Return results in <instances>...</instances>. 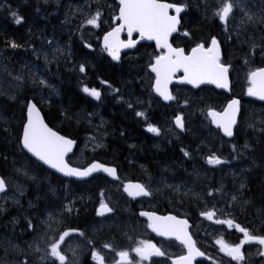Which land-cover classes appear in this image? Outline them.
<instances>
[{
  "label": "trees",
  "instance_id": "obj_1",
  "mask_svg": "<svg viewBox=\"0 0 264 264\" xmlns=\"http://www.w3.org/2000/svg\"><path fill=\"white\" fill-rule=\"evenodd\" d=\"M166 1L185 5L180 32L171 40L174 46L188 49L191 44L201 40L202 33H211L210 36L219 40L222 62L230 67V96L207 87L193 91L174 86L172 101L163 104L151 90L152 76L147 70L157 55L152 45H138L115 61L104 52L97 38L105 30L96 34V40L91 37L85 43L74 31L58 33L52 28L49 23L52 20L49 12L51 6L47 8L42 0H0V3H4L0 8V57L9 64L19 66L26 64L27 60H33L31 50L40 44L50 30V35L65 45L62 58L43 64L48 72L47 79H53L55 84V92L51 97L34 94L29 81L23 82L9 94L0 83V176H8L14 163L22 164L30 160L38 166L36 171L46 172L58 187L61 202L64 205L69 202L68 207L73 211L76 203L84 199L85 217L91 220L94 206L105 201L116 210L111 217L117 220L122 218V208L115 202L128 201V197L118 193L117 197L111 199L102 192L116 182L99 175H93L83 182L57 176L33 161L21 149L20 135L25 107L32 100L51 128L76 142L74 153L68 159L70 164L75 165L73 159L81 153L85 164L98 161L114 166L119 179L127 175L129 180L141 183L150 192L148 198L139 199L138 203L143 209L186 217L196 228L198 221L204 220L199 218L201 212L209 207L214 210L232 195H239L247 199V204L227 217L252 235L263 236L264 103L247 99L245 85H240L241 74L247 67L244 57H248L256 69L264 67L261 43L257 39L258 29L242 26L235 34L232 47H226L220 41L221 25H214L213 22L208 26L202 20L200 29L193 24V0ZM201 9V14L206 15ZM17 17L20 23L16 22ZM182 32L189 34L190 41L183 40ZM13 43L17 47L13 48ZM253 44L256 48L251 54L249 47ZM81 66L84 71L80 70ZM140 73L145 83L137 81ZM82 87L100 90L99 99L90 97ZM111 89L118 92L114 94ZM182 95L198 101L202 108L216 110L222 109L230 97H237L241 106L233 138L223 139L210 125L202 127V133L198 124L192 130H186V120L183 132H176L169 125L168 129L158 130V133L150 132L149 125L158 129L162 122H168L170 116L178 114ZM137 113L143 115L138 116ZM197 119L200 121L199 116ZM87 135L93 136L97 144L91 149L81 150ZM229 142H234L238 148L235 159H232L233 155L217 149L221 143ZM213 153H218L226 163L209 164L208 158ZM245 163L247 168L241 169ZM132 209L136 210V206ZM230 234H226V237L235 241L237 237L233 235L236 232L233 230ZM198 243L202 246V240H198ZM179 252L180 249L175 248L173 255ZM258 261V264H264L259 258ZM165 264H169L167 258Z\"/></svg>",
  "mask_w": 264,
  "mask_h": 264
},
{
  "label": "rangeland",
  "instance_id": "obj_2",
  "mask_svg": "<svg viewBox=\"0 0 264 264\" xmlns=\"http://www.w3.org/2000/svg\"><path fill=\"white\" fill-rule=\"evenodd\" d=\"M42 3L44 6H47V8L51 6L49 12L52 15V20L50 19L49 23L53 29L58 33L74 31L80 36L82 41H85V43H87L91 37L96 40V34H100L99 32L101 30H105L99 37H97L100 41L101 36L113 26L112 19L113 16L116 15L118 8L115 0L113 3L110 0H42ZM222 3L218 9L222 6ZM3 5L4 3H0V8ZM97 11L100 13L97 26L87 25L85 21ZM245 12L252 16L251 20H248ZM242 26H251L258 29L257 39L261 43V53L262 58H264V0H239L238 6L234 7L232 14L228 17L227 21L220 26L222 30V32H220V41L223 45L226 47H232L236 38L235 34L239 32V29ZM50 34H52L51 30L42 38L40 44L31 50L30 54H32L34 58L31 61L27 60V63L24 65L13 66L14 64L11 65L6 59L0 57V83L5 86L7 94L13 89L19 88L25 81L32 83L34 94H38L40 97L45 96L46 98H49L54 94L55 84L53 83V79H47L48 72L45 71L43 64L50 60L62 58L65 53V45ZM101 48L108 54L106 49L103 47ZM249 48L251 54H253L256 45L253 44ZM244 61L247 64V67L243 69L241 74L240 85L242 87L245 85L246 91L252 86V81L249 77L250 73L256 69V66L249 61L248 57H244ZM137 81L141 83L146 82L142 73L139 74ZM84 88L85 87H82L83 90ZM108 90H110V88H108ZM97 91L101 92L100 90ZM111 91L114 94L118 92L114 89H111ZM89 96L93 97L91 95ZM201 106V103L198 101L188 99L184 95L181 96L178 105L180 110H178V113L182 114L184 120H186V130H192V127H194L195 124H198V129L200 130V133H202V127L210 125L206 115L207 109L204 107L202 108ZM181 109L183 111H181ZM173 116L169 117L168 122H162L158 130L164 128L168 129L167 125L174 128L171 123ZM197 116L200 117V121H198ZM96 144L97 141L95 138L87 135L84 139L81 150L86 148L91 149ZM217 149L233 155L232 159L237 158L239 152L234 142L226 144L221 143L220 148L218 147ZM212 156L218 158L221 161V164L226 163L218 153H213L210 157ZM238 162L239 161H235L234 163ZM73 164L79 167L85 165V160L82 158L81 153L73 159ZM246 165L247 164L245 163L240 168L245 169L247 168ZM36 168H38V166L30 160H26L22 164L16 162L8 176H1L5 180L7 191L0 195V264H24L25 261L27 264H60L58 259L51 257L49 245L54 243L55 239H57L58 233L65 229L64 227L67 222L65 216L66 213L69 212V207L65 209L64 204H62L63 202H61V198L58 195V187L52 183L51 178L46 172L36 171ZM123 177L128 179L127 175ZM244 179L245 178H242V180ZM19 184L23 185L20 187ZM119 184L120 182H116V184L109 185L103 190L102 192L105 194V197L112 199L113 197H117L118 193H123L122 187ZM233 197H236V199L233 200ZM80 200L86 202L84 199ZM14 201L21 203L19 206L9 204V202L12 203ZM79 202L80 201L76 203L77 206L74 212L77 211ZM101 203L106 202L101 201L92 209L93 218H96L95 211L97 206ZM244 204H247V199L240 198L239 195H232L227 201H225V203H220L214 211L219 214L223 208L222 213L227 216L232 212L240 211ZM212 205H214V203H212ZM206 212H212V207L207 208L205 212H201L199 218L202 213ZM218 218V216L216 218L215 215H213L212 219H208L207 216L204 215V220L198 221L197 227L195 228L196 231L198 233L201 231L204 233L205 238H208L213 234V226L216 235V229L213 224L219 221ZM110 219L113 220L114 218L110 217ZM103 220L98 219L95 221V219H93L94 222L92 221L87 225L89 231H86V233H91L93 236H85L81 239L86 245V251H88L89 246L95 247V239H97L98 243L95 252L103 258V264H117L119 263L117 256L120 253L121 248L118 247L120 245L126 246L129 243H135L136 245L131 249H126L128 255L131 257L130 261L127 263L151 264L150 259H142L135 251H133V249L141 246V242H147V238L143 237L144 231H140V236L136 237L131 236L121 239L112 238V235L107 228L110 224L104 223ZM128 221L129 220H126L122 224V230L129 229ZM29 224H31V227H29ZM120 236L121 235H118L117 237ZM242 236L243 240L244 235L242 234ZM212 240L219 251L215 256L216 259L214 264L260 263L258 258L264 262V255L260 254L264 253V245L255 244L254 242L247 243L248 245L251 244V246L253 245L252 243H254V249L252 250V247L247 249L246 256L243 250H241L244 259L242 261H236L233 260L231 256L227 255L226 250L222 251V244L218 243V241H220L223 242V245L230 247L236 246L232 243V240H230L229 237L215 236ZM148 243L152 244L151 242ZM104 245H110V247L105 248ZM161 245L164 253L163 256L166 257L174 254L173 252L175 248H179L175 242L170 241L162 243ZM60 251L66 257L64 264H81L80 262L83 256V251L78 250L77 240L73 243L71 248H60ZM253 251L255 252L253 253ZM94 261L100 264L99 260L94 259Z\"/></svg>",
  "mask_w": 264,
  "mask_h": 264
},
{
  "label": "snow or ice",
  "instance_id": "obj_3",
  "mask_svg": "<svg viewBox=\"0 0 264 264\" xmlns=\"http://www.w3.org/2000/svg\"><path fill=\"white\" fill-rule=\"evenodd\" d=\"M120 2V16L119 20L122 21L120 28L114 29L112 32L105 36V47L109 53L113 56V59H118L119 47H131L135 42L129 41L127 44L120 43L118 46H114L110 37H117L119 31L123 27H127L129 35L133 31H139L141 36H147L148 39H155L157 45H163L167 47L169 52L167 55L156 57V63L152 65V71L157 75L156 91L163 96L165 100L173 99V97L167 92V80L172 72L176 68L182 67L185 73V79L192 84H198L203 82L202 77L210 78L212 83H215L217 87L226 88L228 86L227 72L228 68L219 63V48L215 38L212 39L211 47L205 50L203 45H197L192 49L190 56H185L183 50L173 49L171 45L167 43L168 35L176 31L177 24L179 23L177 16H170L168 9L175 7L176 12L182 11L181 6H174L166 3H160L158 0H119ZM239 0H223L222 6L217 10L216 15L222 22H226L228 17L232 14L234 7L238 6ZM248 20L252 19V16L245 12ZM15 17L16 14L13 13ZM100 13L97 11L94 15L88 18L85 23L87 25L97 26ZM16 22L20 23V18H16ZM12 47H17L16 44H12ZM175 57V58H173ZM81 71H84V67L81 66ZM250 80L253 87L248 89V94L251 96H259L260 99H264V68L258 69L255 72L250 73ZM43 83V81H42ZM258 85V87H256ZM84 91L89 95L99 99L100 93L96 89L84 88ZM237 100L229 102L223 113H217L214 110H209L208 115L212 117V122L217 124L222 129L225 135L231 137L233 135V125L236 123V111L238 106ZM131 107V105H129ZM138 116H142L143 113H137ZM176 125L183 128L182 119L178 116L176 118ZM148 130L153 133H158V129L149 125ZM22 144L28 152L32 153L40 161L49 165L51 168L56 169L59 172L68 176L86 177L92 172L103 170L109 175L115 176L116 170L114 168H107L101 164L93 163L88 168L78 169L69 167L65 161L64 156L67 152L71 151L73 141L63 136L58 135L48 128L39 117V113L35 108V105L29 103L28 105V121L24 125ZM186 156L187 152L184 153ZM209 164H219L221 161L212 156L208 158ZM6 183L3 178H0V193L5 192ZM125 191L131 196L148 195L145 187L140 184L126 185ZM211 195V193H209ZM236 197H233L235 200ZM112 209L106 204L101 203V208L98 214L102 215L104 212H111ZM142 215H148L152 221L149 227L154 231L159 232L161 235H176L177 239H181L183 243L189 248V255L187 257H181L174 261V264H181V262L189 261L193 254L203 255L191 242V238L184 232L185 221H177L175 217H155L154 214L141 213ZM202 215L207 216L208 219H212L214 213L206 212ZM217 223H225V221H217ZM229 226H232L233 221H226ZM31 227V224H29ZM241 233L244 235V239L239 245L230 247L222 244L221 250H226L227 255L231 256L233 260L242 261L244 256L241 252V247L245 243L257 242L260 245H264V236L252 235L247 229L236 225ZM183 234V235H181ZM70 235V231H65L57 242L49 245L50 255L60 261V264H64L66 257L60 251V245L66 237ZM105 248L110 245H104ZM142 259H148L152 255L163 256L164 253L155 248L154 245L146 242H141V246L133 249ZM264 255V253H260ZM122 259H127V252H120L118 254ZM93 258L100 261L103 264V258L98 253L93 252ZM24 264H27L25 261Z\"/></svg>",
  "mask_w": 264,
  "mask_h": 264
},
{
  "label": "flooded vegetation",
  "instance_id": "obj_4",
  "mask_svg": "<svg viewBox=\"0 0 264 264\" xmlns=\"http://www.w3.org/2000/svg\"><path fill=\"white\" fill-rule=\"evenodd\" d=\"M158 1H166V0H158ZM166 2L171 3V4H176V5H179L180 4V5L184 6V10L179 15V18H180V21H181V15L185 12V5H184V3H181V2L175 3V2H171V1H166ZM222 2H223V0H193V1H191L192 8H194V10H195V18H194L193 24H195L196 27L198 26L200 29H202V27H201L202 24H203V21L202 20H205L206 23H208L207 24L208 26H209L210 23H213V22H214V25H223L225 22H222L220 19H218V16L216 15V12L218 10V7L221 5ZM200 7H202L201 11H203L206 15H202L201 14V12L199 11V8ZM114 24H118V22L113 23L112 25H114ZM180 25H181V22H180ZM178 31L180 32V26L178 28ZM182 33H183L182 34L183 40L184 41H190L189 34L187 32H182ZM210 34H204V33H202L201 34V36H202L201 37V40L194 42V44H191V46L188 49L187 48L185 49L182 46H174L173 44L172 45L174 47H181L184 50L185 53H188L189 50L192 47L197 46V45H203V48L204 49H207L209 47V45H210L211 39L212 38H215L217 40L219 46H220L221 53H222L221 43L219 42V40L215 36H210ZM124 38L125 37H123V39ZM133 38L136 39L137 36H134ZM138 45H152L153 48H154V45L153 44H145V43H143V44H138ZM137 46H135L134 48H136ZM154 50H155V48H154ZM128 52H130V51H128ZM155 52L157 53V55L154 58H156L160 54H162V52H157L156 50H155ZM123 54H125V53H123ZM121 56H122V54L120 55V57ZM172 87H174V85L171 86V93H172ZM175 87H178V88H188V87H184V86H175ZM227 96H230V94L227 95ZM231 98H233V97H230L228 100H230ZM235 98H237V97H235ZM240 106H241V103H240ZM215 130H217V129H215ZM86 165L87 164L83 165L82 167H84ZM96 175L103 176V175H100V174H96ZM103 177L106 178V179H108L105 176H103ZM108 180H110V179H108ZM117 180H119V177H117ZM128 180L129 179H125L124 177H122V180L116 181V182H120L119 185L122 187V192L123 193H124L123 184L126 181H128ZM74 181H76V180H74ZM83 181H85V180H83ZM83 181H77V182H83ZM82 192H84V191H82ZM139 199H141V198H138L136 200L129 199L128 201H124V202H115L116 205H118L119 207L122 208L121 209V213H122L121 220H117L115 218L113 220L110 219L111 215L114 212H116V210L114 208H111L112 209L111 212H104V214H102V215L98 214V208L101 206V204H99L97 206V208H96V211H95L96 212V218H93L92 217L91 220H88L87 217H85V209H84V207L86 205V202H84V201L81 200L78 203L79 205H78V209H77L76 212L72 211L71 208L69 207V209H68L69 212L66 213V216H65L66 221H67L66 224H65L66 226L64 227L65 229L61 230V232L58 233L57 239H55V242H57L59 240V238H60V236H61L62 233H64L65 231H70L71 232L70 235L68 237H66L65 240L61 243L60 248L69 249V248H71L73 246V243L77 240L78 241V250L79 251H83V256L81 258V262L80 263L81 264H98V262H95L94 261V258H93V252H95L96 249H97L96 248L97 243H98L97 242V239H95L96 240L95 247H90L89 246L88 247V251H86V249H85L86 248V245L84 244L83 240H81V239L84 238L85 236H93V234H91V233H86V231H89L88 228H87V225L90 224L93 221V219H95V221L98 220V219H100V220L105 219V220H103L104 223L110 224V225L107 226V228L109 229V231H110V233L112 235V238L121 239V238H124V237H131V236H135L136 237V236H140V234H139L140 231H144L143 237L144 238H147V242L146 243L151 242L152 245L155 246V248L160 249L163 252V250H162L163 248L161 247L162 246L161 245L162 243L169 242V241L175 242V241H173V240H166V239H163V238H156V237H154L151 234V232H150V230L148 228L147 221L144 220V219H142V218H140L139 215H138L140 211L145 210L138 203L139 202ZM20 203L21 202H17V201H14L12 203L9 202V204L18 205V206H19ZM103 204H106L110 208V206H109V204H107V202L106 203H103ZM69 205H70L69 202L68 203H65V205H64L65 209ZM133 206H136V210H133L132 209ZM145 211H151V210H145ZM212 212L214 213V215H215L216 218H217V216L219 217L218 218L219 221H225V223H215V224H213L215 226V229H216V235H215L214 228L212 226L213 234L210 235L208 238H205L204 233H202V232L198 233L196 231L195 227H193L192 224H191V222L187 219L190 222V224H191L190 225V228H189V231H190V234H191V236H192V238H193V240L195 242L196 247L200 251H202V253L206 257H208V259H209V261H196V264H199L201 262L202 263H207V264H214L215 259H216L215 256L219 253V251L216 248V246L214 245V241L212 240L213 237H215V236H217V237H226V234L229 235V236H231L230 232L234 230L236 232V234H234L233 236L234 237H237V238H236L235 241H232V243H234L235 245H238V244H240V242L242 241V238H243V236H242L243 233H241L239 231V229L236 227L237 224L235 222H233L232 226H229L226 223V221H229L230 219L225 214H223L221 212L219 214H217L214 210H212ZM128 213L129 214H133L135 217L134 218L130 217V215ZM203 216L204 215L201 214L200 215V218L203 219ZM126 220H129L128 221L129 222L128 223L129 229H123L122 230V224ZM231 221H233V220L231 219ZM118 235H121V236L120 237H117ZM198 240H202V246H199ZM254 243L256 244L257 242H254ZM254 243H252L253 244L252 246H251V244L248 245L247 243L243 244V246L241 247V250H243L245 256L247 255V249H249L251 247H252V250L254 249L253 248ZM257 244H259V243H257ZM135 245H136L135 243H129V244L126 245L127 248H126L125 245H120L118 248L121 247L120 248V252H127L126 249L129 250V249H131ZM177 245H178V247L180 249V252L177 255H173L172 254V255H170L168 257H166V256L152 255L148 259H150L151 264H165L166 258L169 261V258L174 257V256H178V255H181V254L184 253V250H183L182 246L179 245V244H177ZM253 252H255V251H253ZM130 259H131V257L129 255H128V257H127L126 260L125 259H122V258L120 259V256L118 255L117 256V260L119 261V263H117V264L127 263V262L130 261ZM169 264H170V261H169ZM253 264H258V262L253 263Z\"/></svg>",
  "mask_w": 264,
  "mask_h": 264
},
{
  "label": "water",
  "instance_id": "obj_5",
  "mask_svg": "<svg viewBox=\"0 0 264 264\" xmlns=\"http://www.w3.org/2000/svg\"><path fill=\"white\" fill-rule=\"evenodd\" d=\"M115 2L117 3L118 8H117V13H116V15L113 17L112 21H113V23L118 22V24H114L113 27H112L110 30L106 31V32L101 36V38H100V44H101V46H102L104 49H106V47H105V36H106L108 33L112 32L114 29L120 28V25H121V23H122V21L119 20V16H120V2H119V0H115ZM158 2H160V3H166V4H170V5H174V6H181V7H182V11L184 10V6H182V5L171 4V3H168V2H166V1H158ZM182 11L179 12V13H177L175 7H170V8L168 9V14H169L170 16H177V17H178V20H179V23L177 24V27H176V31L170 33V34L168 35V38H167V43H168L169 45H171V48H173V49H181V50H183L181 47H174V46L172 45V43H171V39H172V38L178 33V28H179V26H180V18H179V15L182 13ZM134 36H137V38L134 39V38H133ZM123 37H125V38L123 39ZM109 39L113 42L114 46H118L120 43L127 44L130 40L135 42L131 47H119V50H118V59H119V57H120L121 54L126 53V52H128V51H131V50H133V48H134L135 46H137L138 44H143V43H145V44H153V45H154V48H155V50H156L157 52H162V54H160L159 56L167 55L168 52H169V50H168L167 47H164L163 45L158 46V45H157V42H156L155 39H148L147 36H143V37H142L141 34H140V32H139L138 30H137V31H133V32L131 33V35H129V33H128V29H127L126 26L123 27V28L119 31V34H118L117 37H110ZM212 39H213V38H212ZM212 39H211V42H212ZM211 42H210V45H209L208 48L211 47ZM217 43H218V42H217ZM196 47H197V46L192 47V48L189 50L188 53H185L184 50H183V54H184L185 56H190V55L192 54V49H193V48H196ZM208 48H207V49H208ZM218 48H219V60H221L222 55H221V49H220L219 44H218ZM207 49H205V50H207ZM106 50H107V49H106ZM107 52L109 53L108 50H107ZM109 55L112 56L110 53H109ZM112 58H113V56H112ZM173 58H175V57H173ZM118 59H114V60L116 61V60H118ZM155 63H156V58L153 59L152 63H151V64L148 66V68H147L149 74H150V75L152 76V78H153V80H152V85H151V90H152L153 94H155V95L161 100V102H162L163 104H169V103L172 101V99L165 100V99L163 98V96H161V95L156 91V80H157V75H156V73H155L154 71H152V65L155 64ZM219 63H220V62H219ZM220 64H221V63H220ZM222 65H224V64H222ZM224 66H226V67L228 68V70H229V66H228V65H224ZM261 68H264V67L257 68V69H255L253 72H255L256 70L261 69ZM184 77H185V73H184V69H183L182 67L176 68V70H175L174 72L171 73V75L169 76V78H168V80H167V92H168L171 96H172V93H171V86H173V85H174V86H184V87L191 88V89H193V90H196V89H198V88H200V87H210V88H213V89L216 90V91H221V92H223V93H225V94H227V95L230 94L231 82H230V79H229V74H228V72H227L228 86H227L226 88L217 87V85H216L215 83H212V82L210 81V78H208V77H202V81H203V82L198 83V84H195V85L192 84V83H189ZM252 87H253V84H252ZM256 87H258V85H257ZM245 94H246V97H247L248 99H250V100L257 101V102H259V103H264V99H260L259 96H251V95H249V94H248V90L246 91ZM232 100H237V101L239 102V103H238V106H237V111H236V123L233 125V135H234V129H235V127H236V124H237V121H238V117H239V113H240V100H239L238 98L233 97V98H231L230 100H228V101L226 102L225 106H224L221 110H216V109H211V108H210V109H211V110H214V111L217 112V113H223L224 110H225V108L228 106L229 102L232 101ZM29 103L35 105V108H36V110H37L38 113H39V117H40V119L43 121V123H44L48 128H50L53 132L57 133V134L60 135V136H63V137H65V138H67V139H70V138H68V137H66V136H64V135H62V134H60L59 132H57L56 130H54L53 128H51V127L46 123V121H45V119H44V117H43V115H42V112L40 111V109L38 108V106H36V104H35L32 100H29V101L27 102L26 107H25V120H24V123H23V125H22V130H21V135H20V146H21V149H22V150H23V151H24V152H25V153H26L31 159H33L35 162H37L38 164H40L41 166L45 167L46 169H48L49 171H51L52 173H54V174H56V175H58V176H61V177H64V178H69V179L76 180V181H83V180H86V179L90 178L91 176H93V175H95V174L103 175V176L107 177L108 179H110V180H112V181H116V180H117V173H116L115 176H112V175H109L108 173L104 172L103 170H98V171L92 172L89 176H86V177L68 176V175H65V174L62 173V172L57 171V170L54 169V168H51L49 165L45 164L43 161H40V160H39L37 157H35L32 153L28 152V150L25 149V148L23 147V144H22L21 141H22V136H23L24 125H25V124L27 123V121H28V105H29ZM210 109L206 110V115H207V118H208V120H209L211 126H212L214 129H218L219 132H220V134H221V136H222L224 139H226V140H230V139H232V138H233V135H232L231 137L225 135L224 132L222 131V129H221L220 127H218L217 124H215V123L212 122V117L208 115V112H209ZM178 116L182 119V123H183V128H182V129L176 125V118H177ZM172 124H173V126L176 128V130L182 132V131L184 130V121H183V117H182V115H181V114H177V115H175V116L172 118ZM70 140H72V139H70ZM72 141H73L74 143H73V145H72L71 151L67 152V153L65 154V156H64V161H65V163H66L69 167H71V168H78V169H82V170H83V169H85V168H88V167H89L90 165H92L93 163H97V164H101V165H103L104 167H107V168H114V169L116 170V168H115L114 166L107 165V164H102V163H100V162H98V161H93V162L87 164V165L84 166V167H76V166H73V165L69 164L67 159H68L69 156H71V155L73 154L74 149H75V145H76V142H75L74 140H72ZM0 178H2V177L0 176ZM135 184H140V185H142L141 183L136 182V181H126V182L123 184V190H124L125 194L127 195V197H128L129 199H131V200H136V199H138V198H148V197H149V194H148V195L131 196V195H129V193H128L127 191H125V186H126V185H135ZM6 189H7V187H6ZM5 191H6V190H5ZM146 191H147V190H146ZM147 192H148V191H147ZM2 193H4V192H2ZM2 193H0V195H1ZM148 193H149V192H148ZM100 208H101V206L98 208V211L100 210ZM141 213L154 214L155 217H169V216H171V217H175L177 221H185V222H186V225L184 226V232H186V233H187V236L191 238V242H192V244L194 245L195 249H197L200 253H202V251H200V250L196 247L195 242H194V240H193V238H192V236H191V234H190L189 228H190V225H191V224H190V222L187 220V218H185V217H180V216H176V215H174V214H172V213L159 214V213L154 212V211H145V210L140 211L139 214H138L139 217L147 221V223H148V228H149L151 234H152L154 237H156V238H163V239H166V240H173V241H175L177 244H179V245L182 246V248H183V250H184V253L181 254V255H178V256H174V257L169 258L170 264H174V261L178 260V259L181 258V257H187V256L189 255V248L187 247V245H186L185 243L182 242L181 239H177L176 235H161L159 232L154 231L152 228L149 227V224L152 222V221L149 219V216H148V215H142ZM70 233H71V232H70ZM62 234H63V233H62ZM62 234H61V235H62ZM181 235H183V234H181ZM120 259H121V257H120ZM196 261H209V259H208V257H206L204 254H203V255H195V254H193L192 257H191V259H190L189 261H187L186 264H196ZM181 264H185V262L182 261Z\"/></svg>",
  "mask_w": 264,
  "mask_h": 264
},
{
  "label": "bare ground",
  "instance_id": "obj_6",
  "mask_svg": "<svg viewBox=\"0 0 264 264\" xmlns=\"http://www.w3.org/2000/svg\"><path fill=\"white\" fill-rule=\"evenodd\" d=\"M237 32V31H236ZM4 64V63H3ZM17 83V82H16ZM199 145V144H198ZM221 145V144H220ZM220 147V146H219ZM226 147V146H225ZM225 149V148H224ZM220 150V149H219ZM225 152V151H224ZM221 153V152H220ZM227 155V154H226ZM229 155V154H228ZM11 177V176H10ZM20 185V184H19ZM23 185V184H22ZM22 185H20V187L22 186ZM24 193H25V191H24ZM63 204V203H62ZM34 206V205H33ZM49 209V208H48ZM56 209V208H55ZM216 239V238H215Z\"/></svg>",
  "mask_w": 264,
  "mask_h": 264
}]
</instances>
